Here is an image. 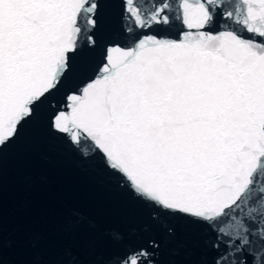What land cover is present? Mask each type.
<instances>
[{"label": "snow or ice", "instance_id": "1", "mask_svg": "<svg viewBox=\"0 0 264 264\" xmlns=\"http://www.w3.org/2000/svg\"><path fill=\"white\" fill-rule=\"evenodd\" d=\"M21 147L124 202L56 264H264V0H0V264Z\"/></svg>", "mask_w": 264, "mask_h": 264}, {"label": "water", "instance_id": "2", "mask_svg": "<svg viewBox=\"0 0 264 264\" xmlns=\"http://www.w3.org/2000/svg\"><path fill=\"white\" fill-rule=\"evenodd\" d=\"M120 195L71 158L36 172L29 150L3 158L5 264H56L62 259V222L75 210L90 219H112L123 210Z\"/></svg>", "mask_w": 264, "mask_h": 264}]
</instances>
